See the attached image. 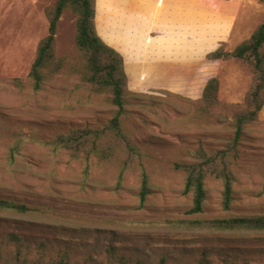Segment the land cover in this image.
Masks as SVG:
<instances>
[{"label": "rangeland", "instance_id": "rangeland-1", "mask_svg": "<svg viewBox=\"0 0 264 264\" xmlns=\"http://www.w3.org/2000/svg\"><path fill=\"white\" fill-rule=\"evenodd\" d=\"M56 2L0 0V199L30 209L0 212L5 251L14 250L11 235H17L32 256L38 250L50 258L66 251L72 264H108L111 240L131 264H157L162 257L169 264H195L206 250L215 262L220 254H232L239 262L264 264V234L223 236L180 224L264 214V107L242 138L229 211L222 206V181L210 176L203 213L189 214L193 196L185 194L186 175L176 168L195 162L192 152L199 148L212 154L233 140L234 111L244 108L253 75L243 60L211 61L207 55L219 48L232 52L248 40L264 23V2L180 0L176 46H188L195 36L201 42L212 39L205 50L182 53V83L186 73L188 88L194 85L191 76H197L198 89L218 77L219 106L202 111L196 102L203 95L195 99L163 89L141 93L146 96L133 100L120 117L133 151L113 142L114 156L102 161L84 155L75 159L51 145L78 129L107 128L116 111L107 94L93 92L82 81L84 60L75 47L77 17L71 10L63 13L57 30L56 54L65 59L62 73L42 91L34 90L29 76L39 43L48 35L47 10ZM163 7L159 0L158 10ZM149 8V0H96V23L110 37L113 25L128 19L132 29L141 25L146 36L171 41L170 31L147 20ZM227 25L229 34L222 37ZM170 46L165 45L167 53ZM190 56L196 60L185 65ZM170 58L165 68L177 67ZM144 173L148 194L141 205Z\"/></svg>", "mask_w": 264, "mask_h": 264}, {"label": "trees", "instance_id": "trees-1", "mask_svg": "<svg viewBox=\"0 0 264 264\" xmlns=\"http://www.w3.org/2000/svg\"><path fill=\"white\" fill-rule=\"evenodd\" d=\"M264 2V0H260ZM71 10L77 17L75 47L84 65L79 73L83 83L98 94H107L110 103L115 106V117L110 125L103 130L78 129L68 135L58 136L51 145L54 149H66L77 159L84 155L86 160L96 156L98 160H107L115 154L113 142H123L126 149L133 151L128 137L121 130L120 117L126 114L127 107L145 94L135 93L129 88V78L125 69L123 55L108 45L99 35L96 26V0H57L54 7L47 10L49 20L48 35L41 40L37 56L33 63L30 78L35 91H42L55 77L60 75L65 66V59L59 58L57 51V30L63 13ZM211 61H227L231 59L247 62L253 75V83L244 98V108L234 111V138L223 149L212 154L202 148L193 151L195 162L177 164L176 168L186 175L185 194H192L193 202L189 214H201L207 199L206 180L208 177L221 180L223 183L222 206L229 211L234 199L233 185L235 181L234 166L239 157V147L242 144L246 128L258 121L264 107V23L259 25L251 37L241 43L232 52L222 48L207 55ZM218 77L208 80L203 96L196 103L201 104L202 111L219 106ZM148 194L147 175L143 174L141 205ZM22 204L1 200L0 212H29ZM182 225L191 226L197 231L220 233L223 236H247L249 234H264V214L258 216L231 217L213 220L183 221ZM15 248L7 253L0 242V264H72L66 251L59 252L50 258L43 250L31 255L22 245L21 238L11 235ZM250 238V237H249ZM108 264H131L120 248L111 240L107 245ZM211 251L206 250L195 264H251L244 260L239 262L229 255L217 256L215 262L210 257ZM136 264H142L137 262ZM157 264H169L162 257Z\"/></svg>", "mask_w": 264, "mask_h": 264}, {"label": "crops", "instance_id": "crops-1", "mask_svg": "<svg viewBox=\"0 0 264 264\" xmlns=\"http://www.w3.org/2000/svg\"><path fill=\"white\" fill-rule=\"evenodd\" d=\"M159 0H149V13L150 17H147L151 25L157 29H162L163 31H170L171 41L162 40L161 38H153L151 36H146V31L144 32L143 27L139 25V29H132L133 24L127 23L126 20H119L118 23H114L113 27L115 32L112 36L107 37L98 27L97 31L101 38L110 46L118 50L124 57L125 69L129 78V88L133 92L137 93H149L152 90H168L171 92L179 94H187L188 96L198 99L203 95L205 88V83L200 89L196 88L197 76H191L194 85H190L188 88L186 84L190 80L189 73L185 75V83H182V53L185 55L196 54L199 49L205 50L208 43L212 41L210 39L207 42L198 41L196 36L194 41L189 40L188 46L182 47V44H175V29L181 28V11L179 10L180 0H168L167 2L163 0L164 7L161 11L157 8V2ZM165 1V2H164ZM156 3V5L154 4ZM147 16V14H146ZM145 16V17H146ZM225 17H230V14H225ZM146 21V20H145ZM230 22V20H229ZM178 25V26H177ZM141 27V28H140ZM190 29L195 30L193 25L188 26ZM229 26L223 32H220L222 37L227 36ZM196 31V30H195ZM170 44V51L167 53L165 49L166 44ZM178 54V58L175 59L174 56ZM170 56H172L170 58ZM170 60L177 61L178 66H170V68H165L164 63H167L166 58ZM191 56L186 59L185 65L192 66ZM195 66V65H194ZM196 69V67H190ZM169 73V75H167Z\"/></svg>", "mask_w": 264, "mask_h": 264}]
</instances>
